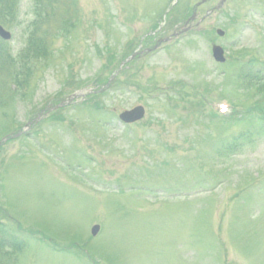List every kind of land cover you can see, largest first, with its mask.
<instances>
[{
	"label": "rangeland",
	"instance_id": "obj_1",
	"mask_svg": "<svg viewBox=\"0 0 264 264\" xmlns=\"http://www.w3.org/2000/svg\"><path fill=\"white\" fill-rule=\"evenodd\" d=\"M211 1L0 0V264H264V135L226 151L264 129V0L204 19ZM195 11L194 34L76 96Z\"/></svg>",
	"mask_w": 264,
	"mask_h": 264
},
{
	"label": "water",
	"instance_id": "obj_2",
	"mask_svg": "<svg viewBox=\"0 0 264 264\" xmlns=\"http://www.w3.org/2000/svg\"><path fill=\"white\" fill-rule=\"evenodd\" d=\"M0 36L3 39L9 38V35L6 32H4L1 28H0ZM213 53H214L215 60L222 61V58L220 57V50L218 48H214ZM142 115H143V111L140 107H138V108L133 109L130 112H124L123 114L120 115V119L125 123H131V122L140 120L142 118ZM96 230L97 228H94L92 232L94 233Z\"/></svg>",
	"mask_w": 264,
	"mask_h": 264
},
{
	"label": "trees",
	"instance_id": "obj_3",
	"mask_svg": "<svg viewBox=\"0 0 264 264\" xmlns=\"http://www.w3.org/2000/svg\"><path fill=\"white\" fill-rule=\"evenodd\" d=\"M262 92V90H258L257 89V91H256V94L258 93V94H260ZM237 140V139H236Z\"/></svg>",
	"mask_w": 264,
	"mask_h": 264
}]
</instances>
